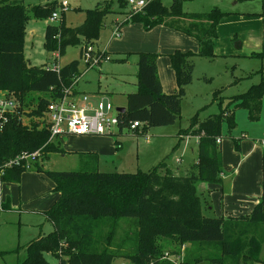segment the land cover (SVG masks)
Instances as JSON below:
<instances>
[{
    "label": "trees",
    "instance_id": "1",
    "mask_svg": "<svg viewBox=\"0 0 264 264\" xmlns=\"http://www.w3.org/2000/svg\"><path fill=\"white\" fill-rule=\"evenodd\" d=\"M23 0H0V90L13 93L27 109L31 118H40L47 103L61 95L63 87L79 76L82 51L95 47L106 17L111 14V2L84 11V21L77 27L48 24L45 28L44 49L65 54L68 46H79V60L53 70L44 67L28 68L23 56V37L28 14ZM184 0H172L169 7L152 0L139 13L129 12L122 25L137 23L145 31L164 26L196 40V53L174 51L168 55L177 85L175 95L163 92L157 74L155 53H136V91L126 95L125 113L120 116L121 127L130 122L142 124L141 133L149 128L170 126L180 117L181 102L186 87L192 82L194 58L212 59L219 24L227 13L212 9L206 13H186ZM124 0H118L123 8ZM57 7L50 3L31 12L45 19ZM51 16V15H50ZM109 55V54H108ZM251 58L264 60V45ZM117 61V60H116ZM125 62V59L117 61ZM256 73L260 82L244 93L229 98L235 109L247 111L251 122H258L264 99V69ZM220 91H215L218 96ZM220 103L219 106H221ZM197 115L189 121L179 136L197 137V157L183 176L174 175L165 160L146 172L102 173L96 170L95 153H79L85 171H49L42 161L34 169L53 183L57 200L44 212L53 230L26 246V256L20 264H47L45 254L52 255L58 264H112L125 259L132 264H171L165 252L179 254L185 246L180 264H225L226 258L235 264L259 262L262 240L258 238L264 226V181L261 197L246 216L224 219L205 216L211 211L210 199L198 193V184H222V155L220 129L226 122L234 128L233 113L220 109L219 114L198 122ZM47 126H21L11 120L0 133V166L21 152L41 150L42 157L51 152L64 153L53 141L47 143ZM115 143H119L115 141ZM236 151L240 139L234 140ZM25 171L19 167L5 170L4 183H18ZM209 198V197H207ZM121 219H129L134 232L122 242H116V227ZM131 236V237H130ZM132 248H127L126 241ZM3 254V253H1Z\"/></svg>",
    "mask_w": 264,
    "mask_h": 264
},
{
    "label": "rangeland",
    "instance_id": "2",
    "mask_svg": "<svg viewBox=\"0 0 264 264\" xmlns=\"http://www.w3.org/2000/svg\"><path fill=\"white\" fill-rule=\"evenodd\" d=\"M63 1L68 4V10L61 13L59 3ZM159 1L163 6L169 7L172 0ZM104 2H111L113 12L106 17V27L100 33L99 39L102 47L109 43L110 32L107 26L113 20L121 21L129 16L130 9L126 0H124L123 8L118 7V0H23L22 6L29 16L23 37V56L27 67L52 69L54 66L61 67L73 60H79V46H68L65 54L59 59L56 58L58 55L56 52H47L44 49L45 28L48 24L58 26L62 23L66 27H77L84 21L85 10L94 9ZM50 3H56L57 7L51 10L45 19L31 12L32 8L40 7L42 9ZM212 9L227 13L226 18L217 29L214 57L212 59L194 58L192 82L186 87L185 96L181 102L180 117L175 124L149 128L144 138L130 135L126 130L120 133L118 129H113L114 136L92 137L91 144L84 147L78 146V140L71 138L72 136L56 137L53 142L64 153L55 151L44 155L42 163L40 161L42 169L64 172L85 171L79 153L95 152L99 155L96 151H83L86 148L103 150V155L100 154L96 168L102 173L146 172L158 162L165 160L179 174H183L197 157V137L188 135L180 141L170 140L169 137L176 136L180 130L187 129L193 116L197 115V121L201 122L219 114L220 109L232 112L236 125L232 129H228L226 122L221 125L222 145L220 149L221 154L222 152L224 154V160L236 151L234 140L241 139L242 136H249L258 142H263L264 99L261 110L262 120L251 122L248 119L247 111L235 109L233 104H229V98L244 93L250 86L260 82L261 76L256 72L261 68L264 69V60L261 61L250 56L259 51V48L254 49L256 48L254 43L258 41L252 36L256 32L264 36V0H184L183 2V11L186 13H206ZM54 12L59 14V18L50 23V15ZM131 24L138 25L137 23ZM114 43L115 40L112 45ZM237 43L241 44L239 48L236 46ZM94 46L97 48L96 45ZM187 52L196 53L197 49ZM111 66L112 64L103 63L100 67L87 71L80 78L78 88L87 93L96 91L97 86L100 85L98 91L108 92L107 96L113 105L116 108H122L121 106H125L123 92L128 90L124 83L127 77L105 75L103 71ZM83 71L84 67L81 63L80 73ZM215 91H220L216 97L213 94ZM220 97L223 99L221 106H219ZM160 134L166 136V139H156V135ZM145 138H148V141H152L153 144L157 142L155 148L158 150H152L151 145L145 143ZM115 140L119 143H115ZM167 145L169 148L167 147L165 153L160 155L159 150H163ZM225 174L222 166L221 178ZM202 184H198L199 189ZM218 186L221 185H208L211 191H198V193L202 194V198L210 199L214 192L213 198L217 202L222 190V186L221 190ZM52 189L53 183L35 170L24 172L18 183H8L2 187L0 192V264H20L26 256V246L39 236H47L52 232V225L42 213L50 209L58 198ZM203 214L213 216L205 209H203ZM129 221L132 220L121 219L117 224L116 242H123L128 234L132 235L134 232V227L128 223ZM259 231L261 233L258 234V238L262 240L260 261L248 264H264V228H260ZM126 242V247L132 248L130 240ZM184 248L185 246H182L179 254L175 256L171 255L166 248L165 252L168 253L166 259L171 264H180L183 260ZM44 259L47 264H58V260L52 255L45 254ZM113 264L132 263L125 259H115ZM225 264H235V262L231 258H226Z\"/></svg>",
    "mask_w": 264,
    "mask_h": 264
},
{
    "label": "crops",
    "instance_id": "3",
    "mask_svg": "<svg viewBox=\"0 0 264 264\" xmlns=\"http://www.w3.org/2000/svg\"><path fill=\"white\" fill-rule=\"evenodd\" d=\"M126 19L127 18H124L121 21L113 20L111 24L107 26L110 32L109 43L107 46L102 47L100 39H98L96 43L97 48L109 54L111 58L110 62L107 63L112 64V66L103 72L105 73V75H122L127 77V80L124 83L127 85L128 90H126V92H123V95L125 97L124 102L126 105V95L136 91V72H137L136 53H140V52L155 53L158 55L157 74L159 81L161 83L162 90L167 95H175L177 93V85H176L174 72L169 65L168 55L176 50L182 52L195 51V49L198 50V44L196 40L168 27L157 26L149 31H144L143 28H141L140 24L133 25L131 23L122 25L120 29V36L118 38H112L111 31L114 23L115 22L123 23L124 21H126ZM252 38L258 41L257 43H254L255 44L254 47H256L254 49L259 48L260 51L261 47L264 45V36L256 32V34L252 36ZM114 40L116 45L115 43L114 45H112V42ZM238 45L240 47L241 44L237 43L236 46L238 47ZM112 47L115 48L112 49ZM123 59H125V62H117ZM77 90L80 91L78 86H77ZM98 90H100V85L97 86L96 91L94 90L92 92H87V93H97L98 95H103L108 97L107 96L108 92L101 93ZM121 107L125 108V106H121ZM260 120H262V116H260L259 121ZM147 133L148 131H145L143 134L138 133L135 136L136 137L141 136L142 138H144V135H146ZM185 137L187 136L182 137L176 134V136L169 137V139L180 141L183 140V138ZM71 138L77 139L78 146L84 147L91 144L90 139L92 137L72 136ZM157 138L166 139V136L160 134V135H156V139ZM145 139H146L145 143L147 145H151L152 150L154 151L155 149L158 150L157 148H155L157 142L153 144L152 141L151 142L148 141V138ZM263 142L262 141L258 142V140H254L249 136H242V138L240 139L239 151H234V153L229 155L226 158V160H224V154L222 152L223 154V155L221 154L222 166L224 167V171L226 172V174L223 175V178H221L223 181V183L220 184L222 186V190H221V186H218L221 190L220 199L217 202L214 200L213 198L214 192L212 194V197L210 196L211 211L214 216L222 217L224 219H227L229 217L246 216L252 211L254 206L259 202L262 193L261 183L262 181H264ZM221 145L222 142H220V146ZM168 146L169 145H167L163 150H159L161 153L160 155H163L165 153V150L167 149ZM83 151L98 152L99 155L93 152L98 157V163L100 160V156L103 155L102 152L103 150L100 151L97 149L95 150V149L85 148ZM87 153H91V152H87ZM195 161L196 159L193 161V163ZM159 163L160 162H158V164ZM166 164L170 169V171L176 176H183L189 170L188 169L183 174H179L178 171H176L172 166H170L168 163ZM5 184L8 183H3V185L0 187V192L2 191V187ZM208 185L211 184L203 183L201 189H199L200 187L199 188L197 187V190L202 192H209L211 191V189H209ZM46 211L47 210L43 211L42 213L44 214V212Z\"/></svg>",
    "mask_w": 264,
    "mask_h": 264
},
{
    "label": "built area",
    "instance_id": "4",
    "mask_svg": "<svg viewBox=\"0 0 264 264\" xmlns=\"http://www.w3.org/2000/svg\"><path fill=\"white\" fill-rule=\"evenodd\" d=\"M132 13H139L152 0H126ZM61 13L68 10L66 2L59 3ZM59 18L58 13H52L49 22L52 23ZM122 23L115 22L112 26L111 37L118 38ZM58 55V51H55ZM81 63L84 67L83 73L73 77L70 85L63 87L61 95L50 100L40 118H31L27 114L31 109L23 106L21 101L13 94L0 90V133L11 121L16 120L21 126L31 127L34 122L39 128L46 127L49 131L47 143L59 136L75 137H97L114 136L113 129H118L121 133L126 130L130 135L141 134L142 124L130 122L121 127L120 116L117 108L110 99L97 93H84L77 90L78 83L82 75L87 71L98 68L103 63L110 62L111 58L106 52L95 47H86L81 54ZM53 70H58L59 66H54ZM221 138L217 139V143ZM264 144V142H263ZM42 160L41 150L34 152H21L16 157L6 161L0 166V187L3 185L2 177L5 170L12 167H19L26 171L34 169L35 165Z\"/></svg>",
    "mask_w": 264,
    "mask_h": 264
},
{
    "label": "water",
    "instance_id": "5",
    "mask_svg": "<svg viewBox=\"0 0 264 264\" xmlns=\"http://www.w3.org/2000/svg\"><path fill=\"white\" fill-rule=\"evenodd\" d=\"M238 47H239V45H238ZM117 112L120 114H123V113H125V108H117Z\"/></svg>",
    "mask_w": 264,
    "mask_h": 264
}]
</instances>
